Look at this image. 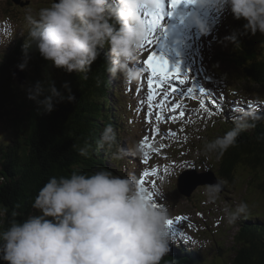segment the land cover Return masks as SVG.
<instances>
[{
	"label": "clouds",
	"instance_id": "1",
	"mask_svg": "<svg viewBox=\"0 0 264 264\" xmlns=\"http://www.w3.org/2000/svg\"><path fill=\"white\" fill-rule=\"evenodd\" d=\"M189 6L218 13L230 11L234 19L246 21L242 34L264 35V0H195ZM160 7L161 0H58L41 8L38 16H26L29 31L22 50L27 57L34 49L53 67L87 79L99 50L107 46L109 76L120 77L125 84L138 81L143 69L137 67V54L148 35L143 13L157 12ZM190 19L201 36L210 33L211 28L198 15ZM240 34L234 32L224 39L239 47ZM25 66L20 64V70ZM27 91V98L36 101L45 113L54 111L65 99L51 80L38 81ZM74 99L67 96L68 102ZM257 104L264 107V103ZM259 107L234 116L231 130L206 142L204 151L222 156L236 146L242 132L264 119L258 114ZM72 147L81 156H88L91 146ZM97 147L107 151L115 147L114 159L125 154L111 125L103 129ZM224 183L206 186L209 199L219 197ZM157 195L153 192L150 198L135 175L120 177L107 169L52 177L33 204L40 214L22 223L13 222L0 233V259L5 264H161L171 250L170 214L166 203L157 202ZM249 211L244 202L224 208L230 224ZM6 212L0 209V214Z\"/></svg>",
	"mask_w": 264,
	"mask_h": 264
},
{
	"label": "trees",
	"instance_id": "2",
	"mask_svg": "<svg viewBox=\"0 0 264 264\" xmlns=\"http://www.w3.org/2000/svg\"><path fill=\"white\" fill-rule=\"evenodd\" d=\"M6 10L7 6L0 10L1 14ZM245 23L242 19H232L228 28L225 27V37L234 32L241 33L238 36L240 46L227 41L225 51L218 54L220 60L245 78L244 82L241 78L234 80L242 92L249 94L246 90L253 89L254 93H259L264 89V35L259 32L254 36L242 34ZM23 45L20 41L0 62V109L4 110L2 114L11 127V135L3 138L0 145V209H7L6 213L0 214V233L8 230L13 222L22 223L32 215L40 214L33 204L39 191L52 177H69L73 171L91 174L97 169H107L117 176L123 170L127 172L120 164L126 154L118 160L112 155L115 147L111 151L97 147L103 129L111 125L117 144L126 153L122 142L126 137V125L132 118L128 115L127 105L121 107L119 104L123 102L119 86L122 78L112 79L106 71L110 58L108 47L99 50L100 55L91 65L88 78L83 79V74L53 67L34 49L26 57ZM22 62L26 63L24 71L30 69L29 80L24 87L18 86L12 78L13 69ZM45 80H51L65 97L51 113H45L36 101L27 98V90L38 81ZM69 94L75 97L72 102L67 101ZM257 101L264 103V99L259 98L254 102L247 100L242 103L246 105H240L231 112L236 115H240L239 110L254 112L259 107ZM121 110L123 112L119 113ZM258 114L264 117L263 107H259ZM224 116L228 120L224 122L227 128L219 130L218 136H223L234 126L230 117ZM86 144L91 146L88 156H81L77 148L72 147H84ZM206 157L210 162L205 165L215 166L214 172L221 181L231 186L237 184L236 180L242 182L247 190L253 191V196L258 194L263 201L259 214L239 219L233 237L234 254L231 263L225 264H264V119L256 122L253 129L242 132L236 146L230 147L222 156L213 152L207 153ZM180 248L183 250L181 244ZM219 248L222 249L221 246ZM187 251L190 249L184 252ZM166 257L161 264L167 261L180 264L183 261L181 258L176 261L169 255ZM201 258L192 256V261L199 264ZM185 260L190 263L187 258ZM0 264L5 262L0 259Z\"/></svg>",
	"mask_w": 264,
	"mask_h": 264
},
{
	"label": "rangeland",
	"instance_id": "3",
	"mask_svg": "<svg viewBox=\"0 0 264 264\" xmlns=\"http://www.w3.org/2000/svg\"><path fill=\"white\" fill-rule=\"evenodd\" d=\"M52 2V0H30L28 6L17 8L7 0H0V10H5L7 6V10L3 13L5 18L3 20L1 19L2 21L0 22V43H3V47L6 45V39L11 37L14 33V36L16 35L17 37L26 34V27L29 26L26 21V16L28 14L38 16L39 10L41 8L50 7V3ZM9 5L13 7H9ZM208 15L209 17L205 19L212 18L209 22L211 32L207 35V39L217 42L214 34L217 31L215 23H219L221 20L230 22L234 18L230 11H224L223 13L217 12L215 14V10L211 11L210 9ZM218 35V42L220 43L218 49L225 51L227 45L223 38L222 30L219 31ZM14 36L11 39L12 45L15 44L13 40ZM205 42L206 40H203L200 49V51L204 49L202 52V59L199 54L200 63L198 73L200 76L198 78H210L209 80L214 83V85H207L205 87L209 89L206 90L209 92L207 93L208 95L205 96L206 100L214 108L210 113L211 115L213 114L212 118L215 116L223 118L218 108L226 95L224 88H222V86L224 87L223 81L228 88H231L233 91L237 90L234 91L235 93L231 90L228 92L232 98H239L240 100L238 99V101L240 102L241 100H250L254 102L258 98L260 100L264 99V89H260L259 93H254L253 89L246 90V87L241 86L242 89H245L249 94L242 92L239 87L240 85L234 83V80L241 78L239 73L224 63L223 60L219 61L218 59L216 62L214 58L213 61L210 62V59L213 57L209 56ZM167 43L169 44V41H167ZM144 46H146V43ZM3 47L2 49L0 48V60H3L4 57L9 54H3ZM10 47L11 45L9 48ZM156 51L159 52L160 49ZM187 51L188 49H186L185 46L166 47L164 45V52L170 64H179L181 73H185V75L158 84L155 89V99L151 102V107H149V102L147 100V80L150 73L144 65V61L141 62L139 60V65H137V67H141L145 73L143 81L145 84L142 88H139V82L137 81L131 82L132 91L129 88L126 89V85H130L129 83H118L122 91L123 100L122 103H119L120 106L124 107L127 105L128 108L132 107V112H136L133 125L130 123L131 119H129V123L126 125V137L122 142V145L126 147V155L124 162L120 164L127 172L123 170L121 171L122 174L119 175L120 177L135 175L139 181L144 172L147 171L148 173H152V170L155 169V174L144 177L145 183L139 186L151 193H157V202L166 203L169 207L170 220L173 221V225L169 229L172 230L173 233L169 232V236L174 238L176 235V237L178 236L184 240H197L198 243H202L199 246L200 248L197 249L200 255H202V262L205 261V264H225V262L231 260L234 254L233 236L236 232L235 225H237L239 220L234 224L228 223L224 208L226 206L235 208L241 202L247 203L250 209L249 213L247 215H241L239 218L245 220L248 216L251 217L259 214L263 207V201L258 194H254L253 196L252 190L243 189L245 186L242 182L237 180V184L234 186L225 183L227 191L220 194L215 200L209 199L206 195V187L203 186L198 187L188 199L180 195L176 190V178L180 172L193 165H196L199 170L206 171L209 167L205 164L210 162V160H207V153L204 151V146L208 140H206V137L203 135L207 132L204 134L203 131L204 127L211 123L212 118L204 108H201V103L205 105V102L203 98H200L198 95L180 94L183 89L179 87L178 80L186 81L188 79L187 75L191 73V66L193 64L192 60L186 57ZM205 54H207V57L204 56ZM29 72L30 69L26 72L28 78ZM210 75L214 78H211ZM169 85H171L172 88H179L180 91L172 93ZM190 86L194 87L193 84H190ZM135 91L137 93H135ZM210 97L217 99L218 103L213 105ZM235 102L237 101L232 100L231 102H227L226 105H228V108L233 107V109H236L239 106L235 107ZM170 105L173 107H170ZM175 105H179V107L173 110ZM181 111L184 113L183 116L180 115ZM3 112L4 110L0 109V145L3 138L11 135L10 122L3 116ZM121 112H123V110L119 113ZM129 112H131V110H129ZM129 112L128 115L131 116L132 112L131 114ZM149 113H151V115H149ZM157 113L161 114L160 120L156 119ZM234 116L237 115L234 114ZM131 117L134 116L132 115ZM219 127L223 129L226 125L224 123H219ZM145 138H147L146 141ZM142 141H144L146 145L143 149L141 148ZM129 148H131L132 151H130ZM145 152L147 153V163L143 162L145 159ZM134 163H136V166H134ZM111 164L112 163H109L110 166ZM209 166L212 167L211 165ZM214 167L210 170H213ZM153 182H155V187H153ZM177 217L182 219L177 221ZM171 234H173V236H171ZM220 246L222 249L219 248Z\"/></svg>",
	"mask_w": 264,
	"mask_h": 264
},
{
	"label": "snow or ice",
	"instance_id": "4",
	"mask_svg": "<svg viewBox=\"0 0 264 264\" xmlns=\"http://www.w3.org/2000/svg\"><path fill=\"white\" fill-rule=\"evenodd\" d=\"M195 0H167L168 4V11H165L164 9V3L165 0H161V7L157 12L154 13H143L144 21L147 26V31H148V36H151L157 40V46H159L160 51L157 52L155 50L151 51V54H149L146 58V60L143 62L146 68L148 69L150 76L148 77L147 80V87H148V96L147 100L149 102V107H151V102L155 99V89L158 84H162L165 81H171L174 78H179L182 75H185V73H181L179 64H170L169 60L166 58V54L164 52V43L168 40L169 38V33L167 29L161 25V21H165L167 19H171L173 16L177 14V10L182 7V6H189L194 4ZM181 22H183V17H180ZM148 44H151V40L147 41ZM141 47H144L142 45ZM159 78V79H156ZM179 84H183L184 80H178ZM171 88L172 93H176L180 91L179 88H172L171 85H169ZM193 90L188 89L187 92L191 93ZM167 95V94H165ZM181 95H185V93L181 92ZM200 95L201 96H206L208 95L207 92L201 88L200 89ZM211 103L213 105H216L218 101L214 97H210ZM170 107H173L170 105ZM179 105H175L173 110L175 108H178ZM201 108H204L205 111L207 109L205 108L204 103H201ZM151 115V113H149ZM181 116L184 115V113L181 111L180 113ZM156 119L160 120L161 119V114L157 113L156 114ZM147 138H145V141ZM145 142H141V148L143 149L145 147ZM145 159L144 163H147V153L145 152ZM156 172L155 169L152 170V173H148L147 171L144 172L141 176V179L138 181L139 185H143L145 183L144 177H147L148 175H154ZM153 187H155V182H153ZM143 188V187H141ZM144 189V188H143ZM147 191L146 189H144ZM149 197H152V193L149 192ZM182 218L177 217L176 220L179 221ZM169 227L173 225V221L170 220L169 222Z\"/></svg>",
	"mask_w": 264,
	"mask_h": 264
},
{
	"label": "water",
	"instance_id": "5",
	"mask_svg": "<svg viewBox=\"0 0 264 264\" xmlns=\"http://www.w3.org/2000/svg\"><path fill=\"white\" fill-rule=\"evenodd\" d=\"M11 1H13L14 4H19L18 0ZM54 2H58V0H54ZM13 77L20 85H24L26 82L25 76L20 69L13 72ZM218 182L220 181L215 178L212 172L197 173L195 170H188L179 176L176 187L180 194L189 197L198 186L214 185ZM223 189L222 185V191Z\"/></svg>",
	"mask_w": 264,
	"mask_h": 264
},
{
	"label": "bare ground",
	"instance_id": "6",
	"mask_svg": "<svg viewBox=\"0 0 264 264\" xmlns=\"http://www.w3.org/2000/svg\"><path fill=\"white\" fill-rule=\"evenodd\" d=\"M17 13V12H16ZM16 16V15H15ZM14 16V17H15ZM19 19V18H18ZM17 19V20H18ZM33 53V52H32ZM19 54V53H18ZM19 57V56H18ZM23 63V62H22ZM261 64V63H260ZM263 65V64H262ZM60 71V70H59ZM239 78V77H238ZM241 81H245V78L242 76L241 77ZM139 82V81H138ZM106 84V83H105ZM108 85V84H107ZM106 89V88H105ZM193 90V89H192ZM104 101V100H103ZM219 108V107H218ZM129 109H132V107H130ZM228 112H231L230 110L228 111ZM240 114H243L244 112L243 111H241V110H239L238 111ZM220 113V112H219ZM221 114V113H220ZM118 120V119H117ZM108 121V120H107ZM201 146V145H200ZM93 148V147H92ZM161 152V151H160ZM4 166V165H3ZM14 166V165H13ZM9 167V166H8ZM6 170V169H5ZM97 171H98V169H97ZM183 172H184V170H183ZM218 172V171H217ZM8 173V172H7ZM15 173V172H14ZM1 174H2V172H1ZM5 174V173H4ZM254 176V175H253ZM219 177H220V174H219ZM154 180V179H153ZM230 183V182H229ZM232 185V184H231ZM2 187V186H1ZM0 187V188H1ZM199 187V186H198ZM204 187V186H203ZM198 189V188H197ZM243 189H245V190H247L246 188H243ZM177 190V189H176ZM5 191V190H4ZM178 191V190H177ZM193 193H194V191H193ZM193 193L192 194H190V196L189 197H186V196H183L182 194H180V195H182L183 197H185V198H190L192 195H193ZM260 196V195H259ZM254 198V197H253ZM259 198V197H258ZM262 198V197H261ZM229 203V202H228ZM232 203V202H231ZM249 203V202H248ZM257 223V222H256ZM255 224V223H254ZM236 226V225H235ZM240 226V225H239ZM169 228H171V227H169ZM223 230V229H222ZM169 232H171V233H173L172 232V230H169ZM172 236V235H171ZM211 236V235H210ZM246 236V235H245ZM175 237H176V235L174 236V238H172L171 237V242H170V248H172L171 250H170V252L168 253V255L169 256H171L173 259H175L176 258V261H178V258H181V259H183V261L182 262H180V264H195L193 261H192V256H194V257H198V259L199 258H201L200 257V253L198 252V248H200L199 246H200V244H202V243H198L197 242V240H195V241H189V243H188V241H186V240H184L183 238H179L178 240H175ZM221 237V236H220ZM232 237V236H231ZM230 237V238H231ZM234 237V236H233ZM250 237V236H249ZM244 238V237H243ZM211 239V238H210ZM241 240H242V238H240ZM239 239V240H240ZM249 239V238H248ZM173 240H175V241H173ZM248 241L246 240V242L245 243H247ZM250 243H251V241H250ZM249 243V244H250ZM180 244L182 245V247H183V250H181V248H180ZM242 244V243H241ZM259 244V243H258ZM243 245V244H242ZM255 245V244H254ZM252 246V245H251ZM260 246H261V244H260ZM258 247V246H257ZM177 249V250H176ZM187 249H190V251H187V252H184V251H186ZM192 249H194L195 251H193ZM192 250V251H191ZM167 258V257H166ZM188 259L189 261H190V263L189 262H187V260H185V259ZM167 260V259H166ZM169 260V259H168ZM164 261V260H163ZM230 262V261H229ZM228 262V263H229ZM258 262V261H257ZM231 263V262H230ZM175 264H177V263H175ZM199 264H205V261L204 262H202V258H201V260L199 261Z\"/></svg>",
	"mask_w": 264,
	"mask_h": 264
}]
</instances>
